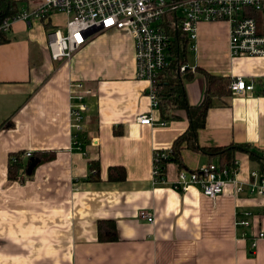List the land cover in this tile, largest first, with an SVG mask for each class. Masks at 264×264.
Wrapping results in <instances>:
<instances>
[{
	"label": "crops",
	"instance_id": "crops-1",
	"mask_svg": "<svg viewBox=\"0 0 264 264\" xmlns=\"http://www.w3.org/2000/svg\"><path fill=\"white\" fill-rule=\"evenodd\" d=\"M19 13L38 1H17ZM70 17L15 20L0 41V264H264V198L250 191L252 173L264 158V95L231 92L215 97L198 132L200 148L240 146L231 154L238 187L216 200L193 187L174 189L180 171H196L221 157L182 151L180 170L171 163L165 184L154 182L155 154L172 153L189 128L186 113L163 122L153 109L150 85L137 78L134 40L128 30H110L90 39L69 61H54L48 36L66 32ZM264 35V12L260 21ZM185 85L191 106L206 90L202 69L215 76L264 78V58H232L230 26L201 23ZM83 82L92 91L79 134L72 128L71 90ZM151 116L154 125L139 124ZM165 123L164 126L159 124ZM43 152L50 158L28 177L24 169L9 181V155ZM172 156V154H171ZM99 165L94 176L91 164ZM123 167V181L108 180ZM223 168V167H222ZM146 210L154 224L139 219ZM253 216L247 218V214ZM248 227L237 223L247 220ZM100 221H113L118 240H99Z\"/></svg>",
	"mask_w": 264,
	"mask_h": 264
},
{
	"label": "built area",
	"instance_id": "built-area-1",
	"mask_svg": "<svg viewBox=\"0 0 264 264\" xmlns=\"http://www.w3.org/2000/svg\"><path fill=\"white\" fill-rule=\"evenodd\" d=\"M23 1V0H15ZM32 1V0H27ZM38 3L31 9L22 11L14 19L0 25V33L9 32L15 20L27 21L42 19L54 13H65L70 19L66 32L55 30L48 36L51 57L54 61H69L93 37L110 30H128L134 40L137 78L149 83V95L153 109L159 101L156 95L160 74L170 64V43L172 31L181 32L190 41L191 50L195 48L198 26L201 23L226 22L230 26V53L232 58H264V35L260 32L257 20L250 17L251 12H264V0H35ZM188 66H183L185 73ZM193 71V69H192ZM264 91V78L247 82L244 78L232 79L230 90L241 94ZM92 95L85 83H74L71 90L72 128L75 131L74 144L79 146V134L83 131V121L88 106L86 97ZM139 124L154 125L151 116H141ZM164 126L165 123L159 124ZM171 151H158L155 154L154 182L165 184L161 175V163L171 157ZM30 152L24 154L25 158ZM238 168H222L210 163L196 171L182 170L173 184L175 190L188 192L197 187L211 200L223 196L227 187L237 186ZM237 193L242 191L236 187ZM252 194L264 198V175L252 173L250 183ZM251 213L247 218L252 217ZM139 219L154 224L155 218L142 210ZM238 226L250 225L243 220ZM264 239V232L258 235Z\"/></svg>",
	"mask_w": 264,
	"mask_h": 264
},
{
	"label": "trees",
	"instance_id": "trees-1",
	"mask_svg": "<svg viewBox=\"0 0 264 264\" xmlns=\"http://www.w3.org/2000/svg\"><path fill=\"white\" fill-rule=\"evenodd\" d=\"M19 14L18 2L15 0H0V25L4 22L14 19ZM263 12H251L250 17L257 20L258 28ZM46 18V17H45ZM45 18H42L43 20ZM260 30V28H259ZM0 33V41L3 39ZM173 39L170 43V64L160 74L157 88V98L159 101L158 110H160L163 122L166 120L177 119V112L183 111L189 121V128L185 133L180 135L174 142L172 148V156L169 159L163 160L161 163V175L165 176L169 164L174 163L180 170L184 169L182 164V151L190 149L196 152L214 153L221 157L223 168L234 167V157L231 154L234 149L240 146L216 149L200 148L197 141L198 132L205 127L206 117L212 105V100L215 97H221L230 94V85L232 79L225 76H215L202 69H198V73L202 74L206 83L205 95L202 103L198 106H191L188 102L185 85L192 81L195 74L191 68H188L185 73L181 72L183 66H188V58L191 54V43L179 31H172ZM264 95V91L260 92ZM43 152H36L25 159L21 160L22 153L18 152L9 155V165L7 169V178L13 181L17 178L19 171L24 169L26 175L30 177L36 167L45 162L50 157L44 158ZM261 173L264 175V158H259ZM94 171V176L99 174V165L91 164ZM126 171L123 167H111L109 169L108 180L112 182H120L125 179ZM98 235L100 242L111 243L118 240L116 225L113 221H100L98 224Z\"/></svg>",
	"mask_w": 264,
	"mask_h": 264
},
{
	"label": "rangeland",
	"instance_id": "rangeland-1",
	"mask_svg": "<svg viewBox=\"0 0 264 264\" xmlns=\"http://www.w3.org/2000/svg\"><path fill=\"white\" fill-rule=\"evenodd\" d=\"M189 58H190V56H189Z\"/></svg>",
	"mask_w": 264,
	"mask_h": 264
}]
</instances>
